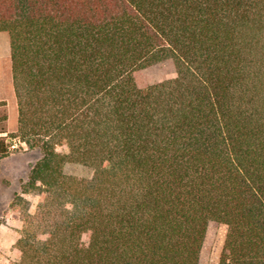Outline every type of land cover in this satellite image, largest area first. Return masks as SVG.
Returning <instances> with one entry per match:
<instances>
[{
  "label": "trees",
  "instance_id": "trees-1",
  "mask_svg": "<svg viewBox=\"0 0 264 264\" xmlns=\"http://www.w3.org/2000/svg\"><path fill=\"white\" fill-rule=\"evenodd\" d=\"M0 32L42 153L8 264H199L210 223L264 264V0H0Z\"/></svg>",
  "mask_w": 264,
  "mask_h": 264
},
{
  "label": "rangeland",
  "instance_id": "rangeland-1",
  "mask_svg": "<svg viewBox=\"0 0 264 264\" xmlns=\"http://www.w3.org/2000/svg\"><path fill=\"white\" fill-rule=\"evenodd\" d=\"M1 79L0 98L6 99V101L0 103V131L4 127L6 132H0V137L5 138V142L8 145V154L0 156V232H8L10 239L0 236V264L7 260L8 264L10 261L17 259V256L12 251L15 243L9 251L4 247L3 249L1 245L4 241L10 242L13 234L16 240L18 239V231L22 227L19 210L24 209L33 214L36 209L38 196L33 193L22 194V186L28 179L30 169L41 158L42 153L37 148H27L20 138L15 136L17 131V106L15 97L12 95L13 90L8 85L12 81V69L10 39L5 32H0ZM3 82H7L6 85ZM4 115L6 119H3ZM64 172L67 175L78 178H90L92 176L90 168L77 164H67ZM17 195L20 196V199L16 198ZM13 203L15 204L14 206L12 205ZM225 235L226 226L219 223H210L208 225L199 264H218Z\"/></svg>",
  "mask_w": 264,
  "mask_h": 264
},
{
  "label": "crops",
  "instance_id": "crops-1",
  "mask_svg": "<svg viewBox=\"0 0 264 264\" xmlns=\"http://www.w3.org/2000/svg\"><path fill=\"white\" fill-rule=\"evenodd\" d=\"M3 60H5V58H3ZM3 60H2V64H3V66H4V68H5V65H4V62H3ZM8 85H9V87H11L12 88V90H13V85H12V81H10L9 83H8ZM12 95H14V91H13V94ZM12 95H10V96H12ZM9 96V97H10ZM14 97H15V95H14ZM16 100V99H15ZM3 101H6V99H3V98H0V103H3ZM8 102V101H7ZM9 104V103H8ZM16 106H17V104H16ZM14 129H15V126H14ZM14 129H13V131H14ZM0 236H2V237H6V238H8V239H10V234H8V232H6V231H3V232H0ZM15 241H16V237H15V235L13 234V236H12V239H11V241L10 242H3L2 243V248L4 247L5 249H7L8 251L10 250V248H11V246L15 243ZM3 248V249H4ZM8 261V260H7ZM7 261H5V262H3V264H7Z\"/></svg>",
  "mask_w": 264,
  "mask_h": 264
},
{
  "label": "bare ground",
  "instance_id": "bare-ground-1",
  "mask_svg": "<svg viewBox=\"0 0 264 264\" xmlns=\"http://www.w3.org/2000/svg\"><path fill=\"white\" fill-rule=\"evenodd\" d=\"M5 75H6V74H5ZM6 78H7V77H6ZM3 79H4V77H3ZM4 80H5V79H4ZM1 81H2V79L0 80V82H1ZM1 83H2V82H1ZM3 83H4V85H6L7 82H3ZM2 88H3V87H2Z\"/></svg>",
  "mask_w": 264,
  "mask_h": 264
}]
</instances>
